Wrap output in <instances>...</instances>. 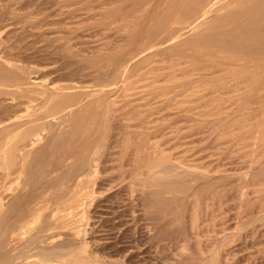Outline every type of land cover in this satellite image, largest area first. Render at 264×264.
<instances>
[{"label": "rangeland", "instance_id": "374dc122", "mask_svg": "<svg viewBox=\"0 0 264 264\" xmlns=\"http://www.w3.org/2000/svg\"><path fill=\"white\" fill-rule=\"evenodd\" d=\"M44 1L42 0H0V23L2 21V23L0 24V29L3 30V31L2 30L0 31V34H1L0 50L3 51L6 48L5 52L3 51V57L4 56H6V58L11 57L10 59L7 58L9 60H7L4 57L3 59L4 61H9L12 65L11 67L13 68H15V65L17 64H19L17 66L18 67L20 66V68H23L24 65H27L26 67H28V69L32 68L31 66H35L41 69L45 68V70H48V73H51V74L47 73L42 78V80L43 79L47 81L49 79H50L49 81L54 80L53 81V84L55 83L54 85H66V84H71V83L72 85L74 84L76 85L78 82L79 83L76 86H87L89 88H93L95 85L97 86L101 85L102 87L108 90L110 98L113 97L116 99V97L117 98L120 97L118 98V100L122 99L121 98L122 91H124L127 87V86H124V84L128 80L127 78H130L129 79L130 81H127V84H126L128 85L127 88L131 89L130 86L132 88L136 87V88H133L134 90L131 89L132 93L129 89H127L128 93L130 92L131 94H136V95H130V96H132V98L134 97L138 98L144 94V97L142 96L143 98L142 97L141 98L146 101L144 100L143 101L141 100V101L150 102L148 103L149 104L148 106L150 108L148 106L146 107V109L144 108V113H143L144 115L143 117L145 118L146 116L147 117L149 116L148 119L146 117V120L148 122H150L151 120L152 122V124L148 123L151 126H148L147 124V128H149L150 132L148 131V129H146V131L145 130L141 131L140 132L141 134H139L136 128L133 129L130 127L128 128V130L121 129L123 136L128 139V141L126 142L127 147L125 146V144L123 145L124 147H121L122 144L121 146L120 144L119 146L116 143L113 144V148H112L113 151L111 150L112 151L111 153L114 154V155H111V161H113V163L108 162L107 165L109 167L108 166L106 167L107 170L106 168L103 170L101 169L97 173L99 177H97L98 180L97 178L95 179V184L93 185L95 186V188L92 187L93 188L92 197H89V199L85 198L82 202L83 204H81L82 206L84 205V207L82 208L81 205L79 207V210L81 211L82 216L80 219L81 222L80 221H79L80 223L77 222L76 226L79 230H81V236L83 237L85 236L84 239L83 238L81 239L85 240L82 242H85L87 244L86 245L84 243L86 247L88 248V251L92 252L93 254L99 257L104 258L105 260L111 259L112 261L117 262L116 264H264V214H263L264 213L263 212L264 211L263 210L264 209V206H263L264 205V144H263L264 143V137H263L264 136V132H263L264 131V128H263L264 126V123H263L264 122V117H263L264 115L263 113L264 112V107H263L264 106V103H263L264 92L260 93V91H264L263 90L264 89V74H261L259 70L257 72L258 75L253 77L255 80H257V83L252 85L248 89L244 88V90L243 88H241V86L243 85H240V81L245 78L248 79L250 77V74L248 73H244L243 75L240 74L237 77L234 75L235 77L231 76L230 79L223 76L221 80L222 82L220 83L215 78H211V80H209L210 76L208 75L209 77H204L201 80V90L199 89V92H198L200 95L199 96L197 95V97H200L199 99L200 102L198 103L197 98L195 97L194 99H195V102L197 101L196 103L191 101V102H187L186 104L183 103L184 105L179 104V106L182 108L180 109V107L178 106V103L173 104V100H174L173 97L175 96V101H181L183 99V98L180 99L181 96L183 97V94L180 93L181 88L178 86L185 79H179L177 81L175 80V82L177 83L173 81L162 83L164 82L163 80L164 77L162 75L165 72L173 73L174 76L180 75L183 68L185 67L195 68L201 65L204 61H208L207 59L208 57L206 55L201 56V58L199 59L183 57L182 59H177V61L172 60L170 62V59H173L172 57L175 56L174 53H173L174 56L171 54L169 55L170 59L166 58L163 55L158 56V54L156 55L154 53L153 47H151L152 44L148 43V38L141 39L140 37L141 33H143L145 30H148L147 32L148 34L146 33L148 36L153 32L154 26L158 22L157 20L159 19V17L162 16L160 19L164 18L165 15H168L167 13H169L170 11H172L173 14L175 13L174 12L175 0H170V1L169 0H122V1L120 0V2L119 0H112V1L111 0H94V1L93 0H49V1L46 0V2ZM51 1H52V4H51ZM185 1L189 2L190 0H185ZM138 3H141L140 7L136 8L135 10V8L132 7V5H136ZM164 3L167 6V8L164 6ZM26 5L28 7H26ZM99 5H100V8H99ZM102 5L105 6V7L103 6L105 9L102 7ZM106 6H108V8ZM258 6H261L259 8L261 9V12L259 14H255L256 8L254 9V7H258ZM66 7L68 8V10ZM161 7L163 8V12H162ZM228 8L229 9L226 10L224 13L223 11H221V14H220V17H222L221 19H223L224 17L223 15L227 11H230L233 14V15L231 14L232 16L228 17V22L225 23V28H229V31L227 32V35H226V37H228L227 42H226L227 44L235 45V47L240 46L246 43L247 36L253 35L255 33L264 32V24H263L264 23V0H257V2L256 0H254L242 6L233 4ZM18 9L19 10L21 9V11H18ZM58 10H59L58 12L59 14H57ZM9 12L12 14H10ZM33 12H35L36 14ZM154 12H155V15H154ZM159 12L161 16H158ZM31 13H33V15H31ZM138 13H140L143 17V20H141L140 22H138L137 19L133 18V16H135ZM5 15H6V18H5ZM77 15L79 16V18L77 17L78 19L75 17ZM98 15L99 16L101 15V16L99 17ZM149 16H151L152 18ZM157 16H158V19H157ZM69 18H71V20ZM88 18L90 19V21H88L89 20ZM45 23L46 25H44ZM63 24H65L66 26ZM69 24H71L72 26H69ZM65 27H69V28L67 29ZM223 27L224 26H222L221 28ZM27 28H28V31H27ZM124 28L125 30H122ZM25 36H28V37H25ZM119 37L121 38L119 39ZM138 39H140L139 42H137ZM59 40L61 41L59 42ZM109 43H111L110 46H108ZM138 44H142V46L139 45L138 47ZM145 44H148V45H145ZM97 46L98 47L100 46L99 47L100 49ZM72 47H73V50H72ZM108 47H109V50L111 51L108 50ZM135 47L137 49L146 47L144 51L146 53V56L142 58V61L136 62L137 64L135 66V69L129 71L128 73L124 75L122 69L124 68L125 63H120L121 65H120V68H118L117 72L116 71L110 72L111 69L114 70L116 60H122L124 57L132 54V52L137 50V49H134ZM193 47L196 48L197 50H200V52L205 53V54L209 52L211 53V51L218 50V48L210 45L208 41L199 42V44H194ZM7 48L11 50H8ZM55 49H57L58 51ZM210 49H213V50H210ZM237 49L238 48H236L235 50L234 49L230 50V52L234 54L235 58H238V56H241L244 54V52H241L239 49L238 51ZM62 50L63 51L65 50V52H62ZM224 53L226 54V51ZM153 57H156V58L153 60ZM174 59H176V56L174 57ZM185 60H187V62ZM177 62L178 64H176ZM185 62L188 65L185 66ZM12 63L14 64V66ZM88 63H96L98 67L100 68L97 69L96 67L95 68L96 72L94 68L90 70L87 68ZM157 63L158 64L162 63V64L158 65ZM172 63L174 64V66H172L171 68H168L169 70H166L167 69L166 67L167 66L169 67V65ZM112 64L114 65V67H112L113 66ZM250 64L251 63H247V66ZM259 65L260 66L264 65V61L260 62ZM103 66H104V69H103ZM176 66H179V67L175 68ZM155 68L158 70H155ZM237 68L238 67H235L233 69L236 70ZM153 69L154 71L150 73V70L152 71ZM163 69H165V72L163 71ZM211 69L208 70V73L212 72L216 68H213L212 70ZM102 71H109L111 76L109 78L108 77L101 78L99 73ZM148 71L151 75L148 73ZM156 71L158 72L156 73ZM78 72L80 73L83 72V73L78 74ZM95 74L97 75L99 74V75L97 76ZM147 74L153 77H150ZM84 75L86 76V78ZM158 76H161V77L159 78ZM99 77L101 79H99ZM122 77H125V78H122ZM132 77L133 78L135 77V78L133 79ZM54 78L56 79V81ZM148 78L152 83L149 80H147ZM192 78H196V76ZM124 79L126 80L124 81ZM135 79L137 80V82ZM141 79H143L144 82L145 81L146 82L144 83L143 80L141 82ZM58 80H60V83L57 82ZM77 80L79 81L76 82ZM118 81L120 83L122 81L121 83L122 85L118 83ZM134 81L136 83H134ZM179 81L181 82L179 83ZM80 82H83V84ZM93 82L95 84H93V87H92L90 85H92ZM131 83L132 84L134 83L136 86H134V84L132 86ZM155 83H158L159 85H155ZM161 83L163 85H161ZM117 84L119 85L117 86ZM209 84H213V85H209ZM113 85L115 86V88H113ZM165 85L170 87V89L168 90V93L170 92H173V93H171L172 95L170 94V96L168 94L169 97L167 95L165 96L160 95L159 97L158 93L161 90H158V89L163 88V86ZM236 85L240 87H237ZM109 86H112V87H109ZM204 86H205L204 88L205 91L203 89ZM207 86L208 88H206ZM231 86L234 87V90ZM145 87H147L146 88L147 90H145L144 92L143 90L145 89ZM148 87L150 90L148 89ZM140 88L142 89L143 93L141 92ZM237 88L239 90L238 91L239 94L238 92L237 93L234 92L235 93L234 94L232 91H236ZM214 89L215 90L218 89V91H214ZM258 89H260V91ZM135 90H137L138 92ZM226 91L230 93L229 94L227 92L228 94L227 96L223 94V93H226ZM210 92H213V94ZM214 92L216 94H214ZM257 92H259L260 94ZM146 95H148V98ZM210 95L212 98L213 97L218 98L220 102L218 104L211 103L210 105L212 107H210L208 105L210 103L209 101H211ZM153 96L155 98L158 97L161 100H159L158 98L154 100L155 98H153ZM178 96L180 97L179 99L177 98ZM201 96L203 97L202 99H201ZM223 96H226L227 98L226 97L223 98ZM260 98H262V100ZM256 99L257 100L260 99V100L257 101ZM250 100L252 104L250 102V106H248V108H245L248 105V102ZM170 101L172 103H170ZM204 101L209 102V103L207 102L206 106L207 107L209 106L210 108L209 107L207 108L205 106L202 107V102ZM230 102L232 103V105L235 102V105L232 107ZM260 102H262L261 105H260ZM253 103L255 104V106L253 105ZM170 104H173V105H170ZM186 105H188V107ZM224 105L226 106V108H229V111L228 109L225 108ZM256 105L257 106L260 105L261 107L259 106V109H258ZM164 106H166L168 109L166 110ZM125 107L128 110L125 109ZM196 107L197 108L199 107V108L197 109ZM130 108H131L130 106L123 105L122 106L123 111L121 112L120 110L122 109H120L118 114L120 115L121 113L122 115L123 112L124 113H126V111L129 112ZM188 108L191 109L189 110L191 112L196 111L195 112L196 115L197 113L200 114L199 112H201L200 111L201 109L203 111L200 114L201 116L198 118L199 115L196 116L194 115L195 113L193 114L191 112H188ZM214 108H215V111L217 112L214 111ZM252 108L255 110H253ZM216 109H219V110H216ZM220 109H223L224 111L222 112V110ZM246 109H248V112ZM249 109H250V112H249ZM160 110L162 111V113L159 112ZM169 110L170 111L172 110V111L170 112ZM207 110L208 112L210 110L212 111H210V113H207L206 112ZM165 111L167 112L165 113ZM218 111L222 113L219 112V114H217ZM157 112L161 114H158ZM223 113L224 115L221 117ZM151 114L154 115V118L157 117L155 118V120L159 119V121L161 120L159 117L161 118L163 117L162 119H164V117L168 115V117H166L168 120L165 118L166 121L168 122L165 124H164V121L156 123L155 120L152 121L153 116ZM176 114H179V115H176ZM169 115H171L170 119H169ZM211 116L213 117L215 116V117L212 119ZM216 116H218L219 118H216ZM239 116H241V119L243 118L249 121L248 124H247V121L245 122L244 120L246 124L241 123L240 125H238V123L243 122V119L241 120ZM254 117L256 118L255 122H254ZM201 118H203L204 120L203 119L201 120ZM239 119L240 121H238ZM175 121L177 125L174 124ZM236 121L238 123H236ZM130 122L131 121H127L128 124ZM226 122L227 123L231 122L232 124L229 123L228 124L229 126L225 125L224 127V124H227ZM171 123L174 125H171ZM130 124L134 125L135 122L132 121V123ZM234 124L236 125V127ZM227 126L229 129H227ZM167 127L173 130V131L170 130L171 132L170 135H169L170 132L167 129ZM220 127H223V128L221 129ZM239 127L240 128L250 127V128L249 129L243 128L244 129L243 130V129H240ZM114 128L115 129H113L112 131L113 135L116 134V130H119L118 125L116 126V124H114ZM150 128H152V130ZM210 128H212L213 130L210 131L211 130ZM235 128H239V129H235ZM226 129L227 131L229 130L231 133H228L229 131L225 132ZM236 130H237V133H235ZM239 130L241 132H238ZM255 130L260 132L259 139L263 142H261L257 138H254L253 134H250L252 132L253 133L256 132ZM222 132L223 134H221ZM232 132L234 135L233 138H231ZM159 134H161L162 136H160ZM249 134L251 135V137L253 136V138H251ZM163 135H165L166 137ZM260 135L263 137V139ZM225 136H226V139L224 138ZM243 136H245L244 137L245 139L242 138ZM246 136L248 138H246ZM152 137H154V139H152ZM158 137L160 140L158 139ZM219 137L220 139H217ZM172 138H175V140L173 139L172 141H170ZM180 138H182L183 140ZM167 139L168 141H170L169 143ZM211 139H214V140H211ZM238 139L239 141L237 142ZM240 139L241 141L242 140L243 141L240 142ZM133 140H136V141H133ZM148 140L150 142L152 140L153 141L150 144ZM165 141L167 142L165 143ZM227 141H230V142H227ZM255 141H260V143L263 145H261V147L259 148L260 143L255 142ZM235 142H237L236 150H235ZM248 142L249 144H253V145H251L250 147ZM161 143H165V144L161 145ZM223 143L224 145H222ZM239 144L243 146L241 147ZM159 146L161 148H159ZM142 148H144L145 150L143 151ZM241 149L243 151H246V150L247 151L242 152ZM253 151H255V153ZM162 152L168 153V154H164V153L162 154ZM249 152H251L252 155L247 156ZM246 153L247 155H245ZM259 153L260 154L262 153L261 154L262 156ZM128 154L130 155L129 157H128ZM161 155H164L167 162L171 165L170 169H167L166 171H162L161 174L162 175L168 174V175L176 176L177 185L171 189L163 188V186H152L149 183L148 184L146 183L143 186L132 185L131 183L132 174H131V171L129 170L131 169L130 166H133L132 164L135 163V160L143 161V163L146 164L149 158L154 157L153 159H155L157 157L156 160L158 161L159 156ZM170 156H172L171 159H170ZM246 156H247V159H246ZM259 156L261 157L260 159H259ZM134 157L136 158L134 159ZM177 158H180V159H177ZM119 159L121 160L117 161ZM248 162L250 163L248 164ZM216 165H217V168H219L218 171H217ZM120 166L123 167L122 169L125 170V173L119 170L118 167ZM110 168H113V169L110 170ZM201 168H203V170ZM220 169L222 172L220 171ZM253 169L256 171H254ZM158 170H159V167H158ZM31 173H32V170L28 174L32 175ZM105 173L108 176L105 175ZM120 179L121 181H119ZM116 180L117 182H115ZM105 181H107V183ZM147 181H149V179H147ZM6 184H5V187H9L12 185L10 183H8L9 185H6ZM139 187H145V189H149V190L155 189L154 187H158L159 189L157 191V194L143 195ZM255 187L257 188L259 187L260 189L259 188L256 189ZM240 190H242L243 194L239 196L238 198V194H239L238 191ZM245 193L247 194L245 195ZM253 193H257V194L260 193V194H258L257 196V194H253ZM245 196H248L249 198L248 197L246 198ZM245 198L247 199V201L245 200ZM253 198L256 199V201ZM90 199L92 200L90 201ZM250 202L251 203L254 202V203L250 205L251 204ZM242 206L243 208H241ZM257 206L260 209L256 211ZM87 218L88 220L90 219L92 221L89 220L90 221L89 222L87 220L88 223H85L87 222L86 221ZM85 224H86V227H85ZM83 227L85 228L83 229ZM83 232L84 233L87 232V233L84 234ZM246 236L247 237L249 236L248 239ZM253 240L254 242H252ZM239 250L241 253L239 252ZM116 259H119V260L117 261Z\"/></svg>", "mask_w": 264, "mask_h": 264}, {"label": "bare ground", "instance_id": "6f19581e", "mask_svg": "<svg viewBox=\"0 0 264 264\" xmlns=\"http://www.w3.org/2000/svg\"><path fill=\"white\" fill-rule=\"evenodd\" d=\"M42 1H44V0H42ZM169 1H168V3H169ZM252 1H254V0H190L189 2H187L185 0H175V5H174L175 6V9H174L175 13L174 14L172 13V11H170L169 13H167L168 15H165L164 18L160 19L162 16L159 12L158 16H161V17H159V19H158V16H157L158 22L154 26L153 32L149 36L147 35L148 30H145L144 31L145 33L144 32L141 33V36H140L141 39L148 38V43L152 44L151 47H153V51L156 55L157 54H158V56L163 55L166 58L170 59L169 55L170 54L173 55V53H174V55L176 56V59H174L175 56L173 55L174 57H172L173 59H170V62L172 60L177 61V59H182L183 57H189L192 59L193 58L199 59V58H201V56H204V55H206L208 57L207 58L208 61H204L201 65H199L195 68H191V67L183 68L180 75L174 76L173 73L165 72V69H163V71L165 73L162 75L164 77V78L162 77L164 80V82H162V83H166V82H170V81L175 82V80L177 81L179 79H185L184 81L182 80L183 82L179 81V83L180 82L181 83L178 86L181 88L180 93L183 94V97L181 96V98H180L179 97L181 95L180 94L177 98L178 99L183 98V99L181 101H175V96H174L173 97L174 98L173 104L178 103V106H179V104L180 105L183 103L186 104L187 102H191V101H193L194 103H196L198 101V103H199L200 97H197V95L198 96L200 95L198 92H199V89L201 90V80L204 77L210 76L209 80H211V78H215L220 83V82H222L221 80H222L223 76L230 79L231 76L237 77L240 74L243 75L244 73H248V74H250V77L248 79L245 78V79L240 81V85H243V86H241V88H243V90H244V88L248 89L252 85L257 83V80H255L253 77L258 75L257 72L259 70H260L261 74H264V65H261V66L259 65L260 62L264 61V32L255 33L253 35L247 36V41L245 44L235 47V45H230V44L226 43L227 39H228V37H226V35H227V32L229 31V28H225V23L228 22V17L232 16L233 14L230 11H227L223 15L224 16L223 19H221L222 17H220L221 11H223V13H224L226 10L229 9L228 7H230L231 5L237 4L238 6H240V5L242 6V5H244L248 2H252ZM30 2H32V1H30ZM44 2H46V0ZM119 2H120V0H119ZM119 2H117V3H119ZM256 2H257V0H256ZM165 3H167V2H165ZM165 3H164V6L167 8ZM51 4H52V1H51ZM56 4H58V3H56ZM110 4H112V3H110ZM140 4L141 3H138L136 5H132V7H134L136 10V8L140 7ZM90 5H91V3H90ZM167 5H169V4H167ZM103 6L104 5H102V7ZM26 7H28V6L26 5ZM29 7H31V6H29ZM102 7H101V9H102ZM106 7L108 8V6H106ZM260 7L261 6L254 7V9L256 8L255 14H259L261 12V9H259ZM1 8H3V7H1ZM99 8H100V5H99ZM93 9H94V7H93ZM67 10H68V8H67ZM18 11H21V9L20 10L18 9ZM102 11H104V10H102ZM10 12H11V10H10ZM36 12H38V11H36ZM58 12H59V10L57 11V14H59ZM155 12H156V10H155ZM155 12H154V15H155ZM162 12H163V8H162ZM33 13H35V12H33ZM33 13H31V15H33ZM84 13H86V12H84ZM10 14H12V13H10ZM29 14H30V12H29ZM131 16H133V15H131ZM48 17H46V18H48ZM75 17L79 18L78 15ZM149 17H151V16H149ZM5 18H6V15H5ZM26 18H24V19H26ZM72 18H74V17H72ZM133 18L137 19L138 22L143 20V17L140 13L133 16ZM69 19L71 20V18H69ZM88 19H86V20H88ZM86 20H85V22H86ZM88 21H90V19ZM28 22H29V20H28ZM41 22H42V20H41ZM1 23H2V21H1ZM18 23H19V21H18ZM38 23H40V22H38ZM16 24H17V22H16ZM114 24H116V23H114ZM44 25H46V23ZM50 25H49V27H50ZM58 25H60V24H58ZM63 25H65V24H63ZM73 25H74V23H73ZM254 25H256V24H254ZM69 26H72V25L69 24ZM222 26H224V27L221 28ZM22 28H23V26H22ZM65 28L68 29L69 27H65ZM1 30L2 29H0V31ZM122 30H125V28ZM27 31H28V28H27ZM22 32H24V31H22ZM99 32H100V30H99ZM120 32H121V30H120ZM228 36H230V35H228ZM25 37H28V36H25ZM41 38H42V36H41ZM120 38L121 37H119V39ZM18 39H20V38H18ZM61 40H59V42ZM133 40H132V42H133ZM0 41H1V34H0ZM139 41H140V39H138L137 42H139ZM204 41H208V43L210 45L218 48V50L211 51V53L209 52V53L205 54V53L200 52V50H197L196 48L193 47L194 44H199V42H204ZM111 42H113V41H111ZM124 42H126V41H124ZM110 44L111 43H109L108 46H110ZM2 45H3V43H2ZM136 45H137V43H136ZM139 45L142 46V44H138V47H139ZM145 45H148V44H145ZM102 46H101V48H102ZM120 47H121V45H120ZM4 48H2V49H4ZM145 48L146 47L137 49L135 47L134 49H137V50L132 52V54L124 57L122 60H116L115 67L113 65L114 63L112 64L113 65L112 67H114V70L111 69L110 72H112V71L117 72L118 68H120V65H121L120 63H125V66L122 69L124 75L126 73H128L129 71L134 70L135 66L137 64L136 62L142 61V58H144L146 56V53L144 52ZM236 48H238L241 52H244V54L241 56H238V58H235L234 54H232L230 52L231 49L235 50ZM7 49L11 50L9 48H7ZM149 49H151V48H149ZM5 50H6V48H5ZM5 50H3V51L5 52ZM55 50H57V49H55ZM65 50L64 51L62 50V52H65ZM72 50H73V47H72ZM108 50H109V47H108ZM210 50H213V49H210ZM3 51L0 50V264H116L117 262H114L111 259L105 260L104 258L99 257V256L93 254L92 252L88 251V248L86 247L87 244L85 242H82L85 240H82L81 238L84 239L85 236L84 237L81 236V230H79L76 226V223L80 221L81 216H82L81 211L79 210V207L81 204H83L82 202L85 198L89 199V197H92V195H93V191H92L93 188L92 187L95 188V186H93L95 184V179L97 177H99V175H97V173L101 169L102 170L105 169L108 166L107 165L108 162L113 163V161H111V155H114L111 153L113 151L112 150L113 144L116 143V144H118V146H119V144H120V146L122 144L121 147H124L123 145L125 144V146L127 147L126 142L128 141V139L123 136L121 129L122 130H128V128H130V127L133 129L136 128V130L138 131L139 134H141L140 133L141 131H144V130L146 131V129H148V131H149V128H147V124L148 123L152 124V122H151L150 118H149L150 122H148L146 120L147 116L144 118L143 113H144V108L146 109V107L149 105L148 103H150V102H142L144 100V99H142L144 97V94L142 95L143 97L141 96L142 98L141 97L132 98V96H130V95H136V94H131L132 93L131 89L136 88V87L132 88L130 86L131 89L127 88L128 85H126V84H127V81H130L129 80L130 78H127L128 80L124 84V86H127V87L124 91H122V94H121L122 99L118 100V98H120V97H118V98L116 97V99L111 97V98H113V99H111L109 97L108 90L106 88L102 87L101 85L100 86L95 85L93 87V84H95L94 82L92 83V85H90L93 88H89L87 86H76L79 83L78 82L79 80L76 81V82H78L76 85L75 84L72 85V83L66 84V85H54L55 83L53 84V81H54L53 79H52L53 81H49L50 79L47 77L49 79L48 81L44 80V79L42 80V78L48 73V70H45L44 67H43L44 69H41V68H37L35 66H31L32 68L28 69V67H26L27 65H24L23 68H20V66L19 67L17 66L19 64H17V65H15V68H13V67H11L12 65L9 61L3 60L4 57L6 58V56L3 57ZM109 51H111V50H109ZM225 51H226V54L224 53ZM6 53H7V51H6ZM94 53H95V51H94ZM142 53H144V54H142ZM166 55H168V56H166ZM7 58H9V57H7ZM155 58L156 57H153V60ZM9 59H7V60H9ZM60 61H61V59H60ZM84 61H86V60H84ZM185 61L187 62V60H185ZM152 62H154V61H152ZM186 62H185V66L188 65V64H186ZM14 63H16V62H14ZM247 63H251V64L247 66ZM161 64L159 63L158 65H161ZM164 64H166V63H164ZM176 64H178V62ZM180 64H179V66H180ZM234 65H235V67H238L236 70L233 69V68H235ZM13 66H14V64H13ZM37 66H39V65H37ZM172 66H174L173 63L170 64L169 67L167 66L166 70H169L168 68H171ZM179 66H176L175 68H178ZM96 67H97V69L100 68V67H98V65L96 63H88L87 68L90 70L94 68V70H95ZM211 68L212 69L216 68V69H214L212 72L208 73V70H210ZM46 69H48V68H46ZM103 69H104V66H103ZM155 70H158V69L155 68ZM153 71H154V69L152 71L150 70V73ZM95 72H96V70H95ZM110 72L109 71H102L99 74H100L101 78H107V77L109 78L111 76ZM138 72H140V71H138ZM157 72L158 71H156V73ZM79 73L80 72H78V74ZM81 73H83V72H81ZM123 73H122V75H123ZM148 73H149V71H148ZM48 74H51V73H48ZM136 74H135V76H136ZM149 74H147V75H149ZM77 75H75V76H77ZM91 75H92V73H91ZM95 75H97V74H95ZM195 76H196V78H192ZM73 77H74V75H73ZM150 77H153V76H150ZM158 77L160 78L161 76H158ZM85 78H86V76H85ZM101 78L99 77V79H101ZM122 78H125V77H122ZM103 80H105V79H103ZM125 80L126 79H124V81ZM142 80L143 79H141V82H142ZM147 80H149V78ZM161 80H159V81H161ZM55 81H56V79H55ZM93 81H95V80H93ZM124 81H123V83H124ZM57 82L60 83V80H58ZM136 82H137V80H136ZM136 82L134 81V83H136ZM143 82H144V80H143ZM150 82H149V84H150ZM80 83L83 84V82H80ZM118 83H120V82L118 81ZM121 83H122V81H121ZM162 83H161V85H163ZM175 83H177V82H175ZM133 84H132V86H133ZM153 84H154V82H153ZM228 84H229V82H228ZM118 85L119 84H117V86ZM137 85H138V83H137ZM139 85H140V83H139ZM155 85H159V84L155 83ZM209 85H213V84H209ZM225 85H227V84H225ZM231 85H233V84H231ZM134 86H136V85L134 84ZM208 86L206 88H208ZM229 86H230V84H229ZM258 86H259V84H258ZM109 87H112V86H109ZM237 87H240V86H237ZM113 88H115L114 85H113ZM146 88L147 87H145V89L143 88L144 92H145V90H147ZM204 88H205V86L203 87V89ZM232 88L234 90V87H232ZM259 88H260V86H259ZM127 89H129L131 91V93L129 92L130 94L128 93ZM148 89H149V87H148ZM169 89H170V87L167 85L163 86V88L158 89V90H161L158 93L159 97H160V95H162V96L167 95L168 96V94L170 96V94L173 92L168 93ZM140 90L142 92L141 88H140ZM258 90L260 91V89H258ZM135 91H137V90H135ZM172 91H174V90H172ZM204 91H205V89H204ZM214 91H218V89H216V90L214 89ZM228 91H226V93H223V92L222 93L227 96ZM238 91L239 90L237 88L236 91H232V92L237 93ZM261 92H264V91H260V93ZM210 93L213 94V92H210ZM257 93H259V92H257ZM207 94H209V93H207ZM207 94H205V95H207ZM214 94H216V93L214 92ZM238 94H239V92H238ZM205 95H203V96H205ZM146 96L148 98V95H146ZM218 96H220V95H218ZM226 96H223V98ZM195 97L197 98L196 102L194 99ZM210 97H211V95H210ZM153 98H155V97L153 96ZM157 98L158 97H156L154 100H156ZM202 98L203 97L201 96V99ZM262 98H260V99L262 100ZM204 99H205V97H204ZM260 99H258V100H260ZM159 100H161V99H159ZM210 100L211 101L208 100L210 103L207 101L209 103L208 105L210 107H212L210 105L211 103H217L218 104L220 102V100L216 97H213V98L211 97ZM144 101H146V100H144ZM163 101H161V102H163ZM171 101H170V103H172ZM207 102H205V101L202 102V107L203 106L207 107L206 106ZM250 102H251V100L248 102V105L245 108H248V106H250ZM263 103H264V101H263ZM173 104H170V105H173ZM188 104H190V103H188ZM251 104H252V102H251ZM261 104H262V102H260V105ZM123 105L124 106H130L131 108H130L129 112L126 111V113L123 112L122 115H121V113L119 115L118 112L120 109H122ZM231 105H232V103H231ZM234 105H235V102L233 103L232 107ZM253 105L255 106L254 103H253ZM186 106L188 107V105H186ZM259 106H257L258 109H259ZM164 107L166 108V110L168 109L166 106H164ZM225 108H226V106H225ZM125 109H127V108L125 107ZM180 109H182V108L180 107ZM184 109H186V108H184ZM202 109L201 110L199 109L201 111V112H199L200 114L203 111ZM226 109H228V111H229V108H226ZM189 110H191V109L188 108V112H191ZM192 110H194V109H192ZM204 110H206V109H204ZM208 110L206 111L207 113H210V111H212V110H210L208 112ZM216 110H219V109H216ZM220 110H222V112L224 111L223 109H220ZM246 110L248 112V109H246ZM253 110H255V109H253ZM120 111L122 112L123 109ZM214 111H215V108H214ZM159 112L162 113L161 110ZM166 112L167 111H165V113ZM195 112L196 111L191 112V113L194 114ZM215 112H217V111H215ZM219 112L220 111H218L217 114H219ZM222 112H220V113H222ZM249 112H250V109H249ZM161 113H158V114H161ZM224 113L221 115V117L224 115ZM260 113H261V111H260ZM154 114H156V113H154ZM179 114H176V115H179ZM200 114L197 113V115H196V113H195L194 115H196V116L199 115L198 116V118H199L201 116ZM152 116H153L152 121H154L155 118H157V117L154 118V115H152ZM258 116H257V118H258ZM148 117H147V119H148ZM166 117H168V115H166L164 117V119ZM170 117H171V115H169V119H170ZM211 117L213 119L215 116L214 117L211 116ZM239 117L241 119V116H239ZM255 117H256V115H255ZM255 117H254V122L256 119ZM263 117H264V115H263ZM159 118L161 120L160 121H159V119H157L158 121L155 120L156 123L164 121V124H165L168 122V121H166L167 118L165 120L162 119L163 117L162 118L159 117ZM172 118H173V116H172ZM216 118H219V117L216 116ZM248 118H250V117H248ZM202 119L203 118H201V120ZM240 119L238 121H240ZM244 120L245 119H243V122H240V123H238L236 121V123H238V125H240L241 123L246 124L245 122L247 120H245V122H244ZM127 121H131L130 123H132V121H134L135 124L131 125L129 123L130 124L129 125L127 123ZM186 121H188V120H186ZM248 122L249 121H247V124H248ZM190 123H192V122H190ZM229 123H231V122H229ZM229 123L224 124V127H225V125H228ZM114 124H116V126L118 125L119 130H116V134L113 135L112 131H113V129H115ZM174 124L177 125L176 121ZM174 124L171 123V125H174ZM148 126H151V125L148 124ZM228 126H227V129H229ZM156 127H158V126H156ZM232 127H234V126H232ZM235 127H236V125H235ZM153 128H155V127H153ZM220 128L222 129L223 127H220ZM239 128H235V129H239ZM243 128L249 129L250 127L249 128L248 127H242L240 129H243ZM263 128H264V126H263ZM150 129L152 130V128H150ZM167 129L169 130V132H170V130H172V129H169L168 127H167ZM210 129H209L210 131L213 130L212 128H210ZM227 129L225 132L229 131V130L227 131ZM133 131H135V130H133ZM238 132H241V131L239 130ZM121 133H122V135H121ZM164 133H162V134H164ZM228 133H231V132L229 131ZM235 133H237V130ZM254 133L252 132L250 134H253L254 138L259 139L260 132L256 131ZM170 134H171V132L169 133V135ZM221 134H223V132ZM159 135L162 136L161 134H159ZM166 135H168V134H166ZM163 136H165V135H163ZM233 136L234 135L232 132L231 138H233ZM244 137L245 136H243L242 138H244ZM250 137H251V135H250ZM263 137H262V139H263ZM131 138H130V140H131ZM224 138L226 139V136ZM246 138H248V137L246 136ZM251 138H253V136ZM149 139H151V138H149ZM152 139H154V137H152ZM158 139H159V137H158ZM168 139H170V138H168ZM168 139H167V141H168ZM173 139L175 140V138H172L170 141H172ZM180 139H182V138H180ZM217 139H220V137ZM228 139H230V138H228ZM241 139H240V142L243 141V140L241 141ZM211 140H214V139H211ZM133 141H136V140H133ZM152 141L150 142L148 140V142L150 144L152 143ZM167 141H165V143ZM170 141H168V143ZM230 141H227V142H230ZM238 141H239V139L237 140V142ZM245 141H247V140H245ZM260 141H255V142L260 143ZM237 142H235V150L237 147L236 146ZM261 142H263V141H261ZM149 143H147V144H149ZM165 143H161V145H163ZM218 143H220V142H218ZM248 144H249V142H248ZM248 144H246V145H248ZM263 144L260 143L259 148ZM222 145H224V143ZM251 145H253V144H249L250 147H251ZM160 146H159V148H161ZM219 146H220V144H219ZM244 147H246V146H244ZM114 149H116V148H114ZM142 149H143V151L145 150L144 148H142ZM257 149H255V150H257ZM151 150H153V149H151ZM164 150H166V149H164ZM167 151H165V152H167ZM241 151L246 152L247 150L243 151L241 149ZM253 152L255 153V151H253ZM261 152H263V151H261ZM163 153L164 152H162V154ZM164 154H168V153H164ZM172 155H174V154H172ZM245 155H247V153ZM245 155H243V156H245ZM250 155H252L251 152H249L247 156H250ZM129 156L130 155L128 154V157ZM149 156H151V155H149ZM247 156H246V159H247ZM257 156H255V157H257ZM171 157L172 156H170V159H171ZM135 158L136 157H134V159ZM153 158L154 157L149 158V160L146 164H144L143 161L135 160V163L132 164L133 166H130L131 169L130 170L128 169V170L131 171V174H132V176H131L132 185L143 186L146 183L147 184L149 183L152 186H163V188H166V189H171L174 186H176L177 185V182H176L177 177L176 176L168 175V174H163V175L161 174L162 171H166L167 169L171 168V165L167 162L165 156L164 155L159 156L158 161L156 160L157 157L155 159H153ZM180 158H177V159H180ZM260 158L261 157L259 156V159ZM120 160L121 159H119L117 161H120ZM252 162H253V160H252ZM115 163H116V161H115ZM249 163L250 162H248V164ZM200 166H201V164H200ZM158 167H159V170H158ZM118 168L120 171H123L125 173V170L122 169L123 168L122 166H120ZM216 168H217V165H216ZM111 169H113V168H110V170ZM201 169L203 170V168H201ZM218 169L219 168H217V171H218ZM254 169H255V167H254ZM31 170H32V173H31L32 175L28 174ZM106 170H107V168H106ZM250 170H252V169H250ZM220 171H221V169H220ZM254 171H256V170H254ZM113 173H115V172H113ZM105 175H107V174L105 173ZM118 178H120V177H118ZM121 179L119 181H121ZM147 179H149V181H147ZM97 180H98V178H97ZM117 180L115 182H117ZM105 182L107 183V181H105ZM8 183H10L12 185L9 187H5V184L9 185ZM102 183H104V182H102ZM111 183H113V182H111ZM139 188H140V191L142 192L143 195H145V194H148V195L157 194V191L159 189L158 187H154L155 189H151V190L145 189V187H139ZM236 188H238V187H236ZM255 188L258 189L259 187L258 188L255 187ZM238 192H239V194H238V198H239V196H241L243 193H242V190H240ZM246 194L247 193H245V195ZM253 194H257V193H253ZM258 194H260V193H258ZM258 194H257V196H258ZM245 197L247 198L248 196H245ZM246 198H245V200L247 201ZM91 200L92 199H90V201ZM190 200H191V198H190ZM254 200L256 201V199H254ZM243 201H244V199H243ZM252 203H254V202H252ZM252 203L250 205H252ZM258 206H257L256 211L258 209H260ZM81 207L83 208L84 205L83 206L81 205ZM238 207H240V206H238ZM241 208H243V206ZM255 213H257V212H255ZM123 214H124V212H123ZM257 214H259V213H257ZM240 219H238V220H240ZM87 220H88V218L86 219V221ZM238 220H237V222H238ZM88 221L85 223H88ZM90 221H92V220H90ZM222 226H223V224H222ZM85 227H86V224H85ZM85 227H83V229ZM87 228H89V227H87ZM255 228H257V227H255ZM216 230H218V229H216ZM82 231H84V230H82ZM86 233H84V234H86ZM247 234H248V232H247ZM87 237H89V236H87ZM248 237H247V239H248ZM252 242H254V240ZM245 247H247V246H245ZM239 252H240V250H239ZM236 253H237V251H236ZM119 259H116V260L118 261ZM128 262H129V260H128Z\"/></svg>", "mask_w": 264, "mask_h": 264}]
</instances>
